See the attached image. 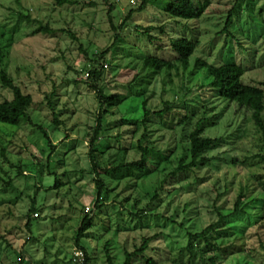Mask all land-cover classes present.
I'll return each mask as SVG.
<instances>
[{"label":"rangeland","instance_id":"rangeland-1","mask_svg":"<svg viewBox=\"0 0 264 264\" xmlns=\"http://www.w3.org/2000/svg\"><path fill=\"white\" fill-rule=\"evenodd\" d=\"M71 1L0 0V70L33 98L32 123H0V264H72L76 232L86 214L91 226L80 244L88 264H109L107 252L112 264H123L125 253L149 237L143 256H134L132 264H149L147 259L151 264H210L212 255L218 264H264L260 133L250 111L227 105L206 87L203 68L190 74L197 59L233 62L244 68V83L264 81V0H195L207 5L199 19L191 20L168 19L164 1L160 6L149 0L125 22L140 0L135 5L129 0ZM229 15L228 32H221ZM40 26L51 31L34 34ZM116 34L121 41L107 54L109 67L99 86L109 96L125 94L131 82L135 97L106 108L95 157L106 189L101 208L95 209L96 175L88 152L98 100L85 71ZM179 38L196 43L188 68L149 78L142 58L174 60L171 42ZM143 96L151 111L145 132L141 124L135 128L121 121L142 117ZM12 97L0 81V102ZM49 101L59 113V125L53 124ZM166 106L170 111L162 118L155 114ZM185 107H194L195 116L178 124ZM204 110L207 123L214 124L203 134L222 142L206 152L208 163L167 176L181 160H190L187 135ZM41 128L56 145L52 154ZM143 132L142 143L167 160H150L146 169L132 168L130 176L117 179L111 169L140 158L136 145ZM56 182L59 188L53 187ZM240 195L244 212L207 233L217 250L208 252L203 239H189V233L215 223L219 213L229 215ZM32 201L39 210L28 229Z\"/></svg>","mask_w":264,"mask_h":264},{"label":"trees","instance_id":"trees-1","mask_svg":"<svg viewBox=\"0 0 264 264\" xmlns=\"http://www.w3.org/2000/svg\"><path fill=\"white\" fill-rule=\"evenodd\" d=\"M57 5L71 4V0H53ZM141 2L135 9H130L127 12V15L124 18V22L128 20L134 12L143 11L148 5L149 0H140ZM164 1L163 15L168 19L174 20H191L199 19L204 9L207 5V1L196 2L195 0H162ZM161 0H153L151 3L154 5L162 6ZM231 16L229 15L226 19L225 27L221 32H228V25L230 24ZM123 22V21H122ZM123 22V23H124ZM121 23V24H123ZM42 31H51L47 26H40L34 30V34L40 33ZM121 41V38L118 34L114 35L112 41L106 49L101 52L95 53L90 60L89 65L86 67L87 79L90 81V87L94 90L97 95L98 100V112L96 116V124L93 127L92 134L89 140V157L92 166V173L96 175L95 185H96V195L94 199V208H101L102 203V192L106 189L104 180L100 177L98 171V165L96 163V145L100 139V134L105 129L103 126L104 114L108 112L106 108L110 107H119L124 104L130 97L132 98L133 93H131V82L127 84V92L125 94L115 93L112 95H106L102 87L99 86V81L105 76L107 68L109 67L107 54L110 49H112L118 42ZM171 46L176 52V57L174 60L165 59L162 57H157L153 55H147L142 58V67L147 70L149 78L160 74L162 72L170 73L172 70L178 72L179 68L186 70L189 66V59L195 51L196 43L190 41L187 38H179L171 42ZM204 69L206 77L209 79L208 85L206 87L212 89L215 93L216 98L224 100L227 105L234 104L237 109H244L251 112V118L260 133V142L264 150V119L262 113L264 111V81L258 83H244L243 75L244 68L233 62H225L219 65L208 63L204 60L197 59L194 64V69L190 74H193L196 69ZM137 77V76H136ZM135 77V79H136ZM134 79V80H135ZM0 81L3 86L9 88L12 91V99L4 100L0 102V123L9 124L17 126L22 122L32 123L29 110L33 104V98L30 94L24 93L21 88L15 84V82L7 75L3 70H0ZM144 95V94H143ZM49 106L53 111V124L59 125L62 123L59 119V113L55 111V106L51 101H49ZM141 107L143 110V115L140 119H122V123L134 124L135 128L139 124L144 127V132L146 131V125L149 122V116L151 111L147 108V100L143 96L141 101ZM170 111L169 107L158 111L157 114L159 117H163L167 112ZM207 110L202 112V117L198 118L192 130L188 133L187 139L189 141V157L190 160L185 163L182 160L178 165L167 175L175 176L181 172L190 170L197 167L199 164H206L209 162V159L206 157V152L211 148L218 146L222 142L221 137H209L205 136L204 130L208 125H213L214 122L207 123ZM195 116L194 107H185V114L179 123H185L190 121ZM35 124V123H34ZM36 125V124H35ZM41 130H43L41 128ZM142 133L140 139L137 142L136 148L140 153V158L132 162H120L113 168L110 167L111 171L115 173L117 179H123L127 176H130V170L135 168L137 170H144L147 167V164L150 160H155L157 164L166 161L167 156L164 155L160 150H157L153 146L144 145L142 140L145 138V133ZM45 137H47L49 144L52 150L56 149V145L52 144L48 134L43 130ZM120 135H117L119 138ZM124 151V150H122ZM50 156V155H49ZM48 156V157H49ZM264 156V155H263ZM109 172V171H105ZM61 182H56L54 188H59ZM259 186L264 190V177L258 181ZM51 188V187H50ZM106 192V191H105ZM241 197L240 195L235 202L234 208L229 215H223L219 213V219L211 224L209 227L203 229L198 233H189V239H203L206 243V251L217 250L218 247L212 243L208 237L207 233L210 229L219 226L223 220L236 213H243L244 209L241 206ZM264 203V199H263ZM36 210L39 208L36 207L35 201L31 202V206L28 209L26 227L30 229V226L36 218L33 217L32 213H37ZM38 216V214H37ZM36 216V217H37ZM263 226H264V210L262 213ZM91 222L89 215H85L81 221V224L76 232V247L84 251L86 256L85 264H88V254L86 249L81 246L80 239L84 237L85 232L90 228ZM152 240V237L144 239L142 245L134 250L133 252H126V258L123 264H132V258L134 256H143L144 251L147 249L148 243ZM108 244H106V250L108 249ZM187 248L192 251L191 243L187 245ZM213 248V249H212ZM22 260V257H20ZM107 260L109 264H112V259L107 252ZM71 262V259H70ZM147 263H153L152 259H147ZM210 264H218L214 255L209 257Z\"/></svg>","mask_w":264,"mask_h":264},{"label":"built area","instance_id":"built-area-1","mask_svg":"<svg viewBox=\"0 0 264 264\" xmlns=\"http://www.w3.org/2000/svg\"><path fill=\"white\" fill-rule=\"evenodd\" d=\"M137 1L138 0H129L132 5H135ZM86 210H89V207H86ZM34 215L37 216V213H34ZM70 259L72 264H85L86 256L83 250L79 248H74L71 253Z\"/></svg>","mask_w":264,"mask_h":264},{"label":"crops","instance_id":"crops-1","mask_svg":"<svg viewBox=\"0 0 264 264\" xmlns=\"http://www.w3.org/2000/svg\"><path fill=\"white\" fill-rule=\"evenodd\" d=\"M22 257V256H21ZM22 259H23V257H22Z\"/></svg>","mask_w":264,"mask_h":264}]
</instances>
